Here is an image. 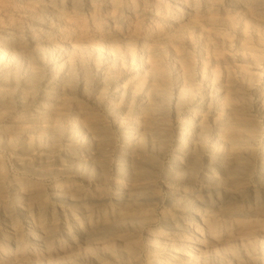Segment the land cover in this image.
<instances>
[{"label": "bare ground", "instance_id": "bare-ground-1", "mask_svg": "<svg viewBox=\"0 0 264 264\" xmlns=\"http://www.w3.org/2000/svg\"><path fill=\"white\" fill-rule=\"evenodd\" d=\"M118 145L125 183L174 149L170 174L225 210L241 199L233 182L264 155V0H0V147L71 180L105 176ZM168 258L153 262L205 264Z\"/></svg>", "mask_w": 264, "mask_h": 264}, {"label": "rangeland", "instance_id": "rangeland-1", "mask_svg": "<svg viewBox=\"0 0 264 264\" xmlns=\"http://www.w3.org/2000/svg\"><path fill=\"white\" fill-rule=\"evenodd\" d=\"M12 152L21 151L0 147V264H156L155 256L168 262L170 250L205 264H264L261 150L249 177L233 182L242 198L226 210L214 200L221 190L170 174L174 149L146 160L160 165L156 171L126 183L116 172L120 145L107 174L92 179L38 176L18 166ZM89 227L114 233L85 243Z\"/></svg>", "mask_w": 264, "mask_h": 264}]
</instances>
